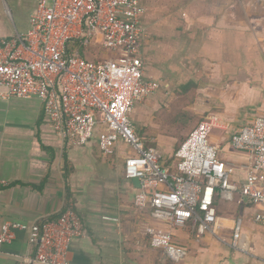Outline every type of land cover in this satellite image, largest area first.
Listing matches in <instances>:
<instances>
[{
    "label": "crops",
    "instance_id": "crops-1",
    "mask_svg": "<svg viewBox=\"0 0 264 264\" xmlns=\"http://www.w3.org/2000/svg\"><path fill=\"white\" fill-rule=\"evenodd\" d=\"M137 1L143 8V78L159 89L133 103L129 118L135 134L143 143L167 141L168 126L212 119L209 142L219 159L244 163L246 156L229 140L264 117V0ZM36 6L37 0H0V39L26 33ZM214 130L218 134L211 136ZM97 136L98 130L86 145L68 146L46 126L38 100L0 96V180L7 182L0 187V227L55 217L70 206L84 231L70 244V264H264V227L251 220L256 207L238 199L219 203L213 232L202 236L190 224L168 228L152 219L149 208L134 207L139 187L123 176V162L133 152L118 143L107 158ZM154 149L172 170L174 153L166 157ZM242 176L236 172L235 179ZM238 221L240 248L235 249ZM148 225L171 230L174 243L186 252L183 261L173 263L149 246ZM27 240L26 231H16L12 242L0 245V264H19Z\"/></svg>",
    "mask_w": 264,
    "mask_h": 264
},
{
    "label": "built area",
    "instance_id": "built-area-1",
    "mask_svg": "<svg viewBox=\"0 0 264 264\" xmlns=\"http://www.w3.org/2000/svg\"><path fill=\"white\" fill-rule=\"evenodd\" d=\"M142 13L137 0H37L29 30L0 39L1 98L38 100L46 126L68 146L86 145L98 130L97 146L105 157L114 155L118 143L128 147L133 154L123 162V176L140 185L134 207L149 208L152 219L168 228L190 224L199 236L212 233L219 203L235 199L256 207L251 220L264 227V117L231 135L230 147L246 156L238 166L221 161L209 142L212 119L198 123L177 147L172 170L135 134L129 118L133 103L159 89L143 78ZM86 50L112 57L93 62L81 56ZM261 51L264 55V35ZM236 172L243 174L241 181ZM6 184L0 180V187ZM16 231L28 234L19 264H70V244L84 236L70 206L29 224H3L0 245L12 242ZM144 234L169 261L186 257L171 230L148 225ZM239 238L240 221L231 241L235 249Z\"/></svg>",
    "mask_w": 264,
    "mask_h": 264
},
{
    "label": "rangeland",
    "instance_id": "rangeland-1",
    "mask_svg": "<svg viewBox=\"0 0 264 264\" xmlns=\"http://www.w3.org/2000/svg\"><path fill=\"white\" fill-rule=\"evenodd\" d=\"M96 52V51H95ZM95 55L98 56V58H106V59H109L112 57V54L111 53H108V52H100L98 51L97 53H94ZM99 54V55H98ZM201 119H198L196 121V124L200 121ZM185 122V121H183ZM192 125V126H187V125H171V126H168L166 127V131L169 133L168 134V139H166L167 141H161V142H145L143 143L144 146H147V147H153V148H158L163 156H171L174 151L177 149V147L179 146L180 143H182V141L184 140V138L188 135V133H190L195 125ZM218 132L217 131H213L211 136L212 135H217ZM210 140H211V137H210ZM223 208H221L219 210V213H218V217L220 216H223L224 213H222Z\"/></svg>",
    "mask_w": 264,
    "mask_h": 264
},
{
    "label": "trees",
    "instance_id": "trees-1",
    "mask_svg": "<svg viewBox=\"0 0 264 264\" xmlns=\"http://www.w3.org/2000/svg\"><path fill=\"white\" fill-rule=\"evenodd\" d=\"M95 52L91 51V50H86L84 51L81 56L84 57L85 59L87 60H90V61H93V62H96L99 60L98 56L94 54ZM99 55V54H98ZM182 125V124H180ZM178 125V126H180ZM181 144V143H180ZM179 144V145H180ZM145 148H148L147 146H145Z\"/></svg>",
    "mask_w": 264,
    "mask_h": 264
},
{
    "label": "water",
    "instance_id": "water-1",
    "mask_svg": "<svg viewBox=\"0 0 264 264\" xmlns=\"http://www.w3.org/2000/svg\"><path fill=\"white\" fill-rule=\"evenodd\" d=\"M131 181H132L135 185H137L138 187H140V185H139V181H138L137 179H131Z\"/></svg>",
    "mask_w": 264,
    "mask_h": 264
}]
</instances>
